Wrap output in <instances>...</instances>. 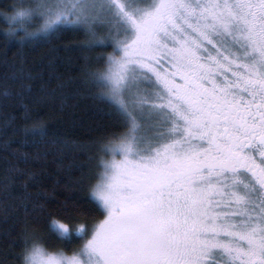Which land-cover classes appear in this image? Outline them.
Returning a JSON list of instances; mask_svg holds the SVG:
<instances>
[{"label":"snow or ice","instance_id":"snow-or-ice-1","mask_svg":"<svg viewBox=\"0 0 264 264\" xmlns=\"http://www.w3.org/2000/svg\"><path fill=\"white\" fill-rule=\"evenodd\" d=\"M5 19L22 43L73 31L111 47L90 75L125 129L89 194L104 219H54L81 246L25 237L23 264H264V0H31Z\"/></svg>","mask_w":264,"mask_h":264},{"label":"trees","instance_id":"trees-1","mask_svg":"<svg viewBox=\"0 0 264 264\" xmlns=\"http://www.w3.org/2000/svg\"><path fill=\"white\" fill-rule=\"evenodd\" d=\"M30 3L0 0V264H23L25 237L28 247L35 242L50 252L81 246L78 238L67 244L51 222L84 225L90 233L104 219L89 194L101 158L108 157L102 145L125 130L95 98L101 89L90 75L106 68L97 57H107L111 47L82 48L84 32L23 43V29L5 36L11 27L5 17ZM40 23L32 21L28 31ZM33 128L47 135H34Z\"/></svg>","mask_w":264,"mask_h":264},{"label":"rangeland","instance_id":"rangeland-1","mask_svg":"<svg viewBox=\"0 0 264 264\" xmlns=\"http://www.w3.org/2000/svg\"><path fill=\"white\" fill-rule=\"evenodd\" d=\"M98 33H103L104 34V31H103V29H100L99 31H98ZM112 53V52H111ZM107 66V65H106ZM165 69H167V65L165 64ZM106 159H110V157H107ZM90 238V237H89ZM66 254H68V255H71L72 253H66Z\"/></svg>","mask_w":264,"mask_h":264},{"label":"flooded vegetation","instance_id":"flooded-vegetation-1","mask_svg":"<svg viewBox=\"0 0 264 264\" xmlns=\"http://www.w3.org/2000/svg\"><path fill=\"white\" fill-rule=\"evenodd\" d=\"M256 158H257V161H259V154L258 153L256 154Z\"/></svg>","mask_w":264,"mask_h":264}]
</instances>
